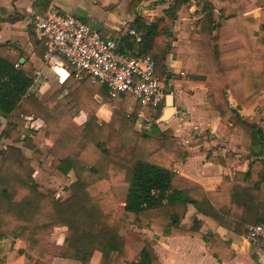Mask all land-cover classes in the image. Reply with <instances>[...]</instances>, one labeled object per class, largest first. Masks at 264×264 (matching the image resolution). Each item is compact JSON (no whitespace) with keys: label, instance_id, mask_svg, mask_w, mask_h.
<instances>
[{"label":"trees","instance_id":"trees-1","mask_svg":"<svg viewBox=\"0 0 264 264\" xmlns=\"http://www.w3.org/2000/svg\"><path fill=\"white\" fill-rule=\"evenodd\" d=\"M134 1L137 4L141 0ZM232 2L216 17L210 0H196L197 8L191 15L200 17L189 44L194 58L185 70L211 91L205 108L227 124V134L240 136L242 150L250 157H262L264 163V132L239 113L264 92V15L255 19L236 14ZM48 3L36 0L33 18L43 15ZM188 3L172 0L164 16L153 23L137 15L130 24V29L141 35L137 43L129 34L111 38L121 52L148 54L155 75L160 80L165 76L166 83L165 57L177 49L169 41L170 24L165 18L173 22ZM2 22L7 19L0 17ZM223 22L233 28L236 44L232 47L221 48L217 43ZM29 31L33 38V30ZM34 40L42 56L43 43ZM7 46L0 44V137L11 143L0 148V240L23 242L19 252L25 264L33 258L38 264H49L55 257L88 263L95 254L99 255L98 264H160L152 243L135 231L141 222L154 236H199L212 250L218 237L202 233L196 216L190 226L182 224L189 206L238 234L248 235L250 226L264 221V171L248 169L223 176L217 190L205 192L174 169V164L184 162L188 154L171 128L159 127L163 106L150 109L151 123L142 120L144 126L137 130L140 104L134 103L129 109L128 93L110 98L106 85L85 78L98 87L96 93L111 107L109 119L99 122V103L92 106L90 97L80 101V85L68 87L72 76L41 101L29 92L34 68L26 60L19 62L20 50ZM64 89L67 93L53 104ZM68 98L74 106L68 107ZM73 107L86 113V120L77 127L70 124ZM30 116L42 122L45 136L52 139L48 148L51 164L70 180L66 198L55 196L35 180L34 167L16 145L24 143L27 149L40 153L32 140L34 131L27 126ZM118 186L125 189L122 197ZM56 229L63 230L60 242L51 240Z\"/></svg>","mask_w":264,"mask_h":264},{"label":"crops","instance_id":"crops-1","mask_svg":"<svg viewBox=\"0 0 264 264\" xmlns=\"http://www.w3.org/2000/svg\"><path fill=\"white\" fill-rule=\"evenodd\" d=\"M35 1L0 0V17L7 19V22L0 23V44L7 43V48L12 46L20 50L22 62L26 60L34 68V74L36 69L42 68V50L40 51L39 46L36 45L34 34L32 35L33 38L29 35V30H33L34 11L32 4ZM171 1L141 0L136 4L133 0H93L94 6H91L88 0H49L48 5L55 4L61 13L72 14L88 24L91 21L96 22L99 25V32L103 36L120 37L127 34L130 24L137 15H140L147 23L156 22L164 16V9ZM210 1L215 8L216 17L219 16L220 9L228 8L232 2L228 0ZM232 4L237 9L236 14L255 19L263 18L264 0H233ZM196 8V0H189L187 8L183 9L184 11L179 18L173 22H169L165 18V22L170 24L169 41L177 49L175 54L170 52L165 57L166 71L169 74L165 83V92L168 91V93L173 94L174 109L182 110L183 115L176 116L173 113L162 124V128H171L174 136L178 138V144L188 154L184 162L174 164L175 171L198 183L206 192L217 190L223 176L231 177L235 172H246L248 169L255 173L264 171V163L262 157H250L248 153L242 150L240 136L227 134V124L205 108L211 91L202 82L191 78L185 70L188 62H191V57H193V51L190 50L189 44L192 33L196 29V20L200 16L194 17L192 15L189 18L188 15L185 17L184 14L187 12L190 15L195 12ZM107 9L112 11L105 12L104 10ZM189 19L193 21L191 25L186 24ZM180 20H183L182 24ZM260 23L258 24L259 31L261 30ZM217 43L221 48L232 47L236 44L233 28L229 22H223L218 30ZM226 43L229 44L224 47ZM122 46L125 51H128V45ZM4 52L5 48H2L1 53ZM40 80L41 82H39ZM72 80H74V85L82 87L88 82L85 78L81 82L74 78ZM63 82H59L53 72L42 68V75L34 77L29 92L34 93L39 100L45 101L55 90L60 88ZM94 87L89 91H83V88L79 87L80 101L90 97L92 106L99 103L96 110L97 119L99 122L107 121L111 114V108L104 103L100 94L96 93L98 87ZM66 93L67 90L64 89L53 104ZM228 99L233 103L230 94ZM66 103L68 107L74 106L71 98H68ZM239 113L247 122L258 125L264 132V92L253 105L241 109ZM144 114L145 111L141 109L137 120L138 125L143 123ZM27 120L35 121L33 125L36 124V127L43 125L39 119H33L31 116L27 117ZM85 120L86 113L80 107H73L70 124L77 127ZM4 122L5 120H2V125ZM40 139L43 140L44 137ZM185 139L190 140L189 145L185 143ZM10 143L9 139L0 137V148H4ZM16 145L22 148V143ZM30 152L28 151V154L23 152L25 158L34 156V151L32 152L33 155ZM188 211L199 220V230L202 233L209 232L218 237L215 242L217 246L212 247V250L209 249L206 241L199 236L163 237L154 236L152 232L148 231L151 235L149 241H152L160 264H264V248L262 245H253L248 235L238 234L220 226L214 220L197 213L192 206L188 207ZM183 225L186 226L184 223ZM22 247L23 242L19 240H0V264H25L24 257L19 252ZM98 262L99 255L95 254L88 263L72 258L55 257L49 264H98ZM29 264H38V262L33 258Z\"/></svg>","mask_w":264,"mask_h":264},{"label":"built area","instance_id":"built-area-1","mask_svg":"<svg viewBox=\"0 0 264 264\" xmlns=\"http://www.w3.org/2000/svg\"><path fill=\"white\" fill-rule=\"evenodd\" d=\"M33 34L43 43L42 68L53 72L59 82L71 76L75 80L88 78L91 83L106 85L110 98L128 93L141 109L163 106V112L165 77L160 80L155 75L154 62L148 54L119 51L113 38L103 36L72 14L61 13L52 3L43 15L35 16ZM127 34L135 43L141 40L133 29L129 28ZM42 68L36 69L34 77L42 75ZM173 113L183 115L178 109ZM184 141L189 145V139ZM248 238L253 245L264 248V221L248 228Z\"/></svg>","mask_w":264,"mask_h":264},{"label":"rangeland","instance_id":"rangeland-1","mask_svg":"<svg viewBox=\"0 0 264 264\" xmlns=\"http://www.w3.org/2000/svg\"><path fill=\"white\" fill-rule=\"evenodd\" d=\"M88 1L90 2L91 6H94L93 0H88ZM104 11L105 12H111L112 10L107 9ZM184 15H185V17H187V15H188L189 18H190V16H192L191 14L189 15L187 12ZM182 21L183 20H180L181 24L183 23ZM192 22L193 21L191 19H189V22L187 21L186 24L191 25ZM186 27L188 28V25ZM228 44L229 43L224 44V47H227ZM39 82H41V80ZM73 85H74V80L71 79L70 82L68 83V87H72ZM80 87L83 88L82 89L83 91H89V90H92L95 88L94 86H91L89 82H86L84 84V87H82V86H80ZM104 103H106V102L104 101ZM133 105H134V102L131 100L129 103V109H131L133 107ZM108 107H110V106H108ZM144 111H145V114L143 116L144 120H146V122L147 121L150 122L151 118H149V116H148L149 110H144ZM253 119H255V118H253ZM33 122H35V121L28 120L27 126L34 131V135L32 136V140H33L34 144L37 146V148L40 150V153L33 152V151L27 149L24 146V143L22 144V150H23V152H26L27 154H28V151H31L30 154H32V155L34 153V156L31 158H29V156H27L28 157L27 160L35 168L34 178L43 188H45V189L48 188L49 190H51L55 194V196H61V198H66L69 195V191L66 190V186L69 184L70 180L67 176H64L58 170L54 169L52 164H51L52 157L48 154V148H49V146L52 145V139H49L45 136L46 127L44 125H38L36 127V124L33 125ZM158 124H161V125H159V127L162 128V124H164V123H158ZM143 126H144L143 123L141 125H138V123L136 122V124H135V128L137 130L142 129ZM38 133H39V135H38ZM43 137H44L43 140L40 139ZM117 192L122 197L125 193V189L122 186H118ZM193 217H194V214L189 213V211L187 209L186 215L182 220V224L184 223L186 226L187 225L190 226L192 223ZM135 231L138 233L144 234V236L148 240H150L149 237L151 235L148 232V230L145 229L144 222H141L140 227L135 229ZM62 238H63V230H61V229H56L51 236V240L53 242H58ZM150 242H152V241H150Z\"/></svg>","mask_w":264,"mask_h":264},{"label":"water","instance_id":"water-1","mask_svg":"<svg viewBox=\"0 0 264 264\" xmlns=\"http://www.w3.org/2000/svg\"><path fill=\"white\" fill-rule=\"evenodd\" d=\"M90 27L95 29L96 31H99V25L91 21L89 23ZM23 61V58L20 59V62ZM173 109H174V96L172 93H167L165 95V108L157 120L158 123H165L172 115H173Z\"/></svg>","mask_w":264,"mask_h":264}]
</instances>
